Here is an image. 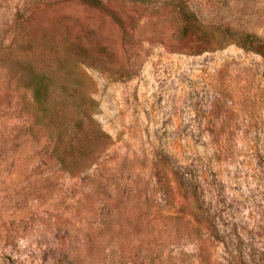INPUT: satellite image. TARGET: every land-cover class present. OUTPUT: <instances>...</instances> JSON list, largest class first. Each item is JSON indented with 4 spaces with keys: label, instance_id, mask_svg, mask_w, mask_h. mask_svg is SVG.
<instances>
[{
    "label": "rangeland",
    "instance_id": "374dc122",
    "mask_svg": "<svg viewBox=\"0 0 264 264\" xmlns=\"http://www.w3.org/2000/svg\"><path fill=\"white\" fill-rule=\"evenodd\" d=\"M98 1L0 0L8 54L86 49L106 135L74 174L43 142L8 141L18 93L0 61V264H264V57L223 39L263 38L264 0ZM180 5L211 39L182 37Z\"/></svg>",
    "mask_w": 264,
    "mask_h": 264
},
{
    "label": "trees",
    "instance_id": "16d2710c",
    "mask_svg": "<svg viewBox=\"0 0 264 264\" xmlns=\"http://www.w3.org/2000/svg\"><path fill=\"white\" fill-rule=\"evenodd\" d=\"M85 1L103 7L98 0ZM179 8L185 21L182 37L212 38L208 33H194L193 27L199 25L197 16L185 6L180 5ZM30 20L29 14L24 21L29 23ZM64 38L57 41L53 52H49L52 53L49 58L30 55L32 46L23 47L15 55L8 54L9 48L1 46L0 61L8 85L18 93L16 108L19 122L11 129L8 141L17 145L43 142L49 148V157L59 168L74 174L91 165L89 159L102 147L106 135L93 118L96 102L84 93V76L77 69V63H85L88 57L86 49L75 45L72 40L68 43V38ZM223 39L264 57V37L250 33H224ZM30 42L46 48L44 37H34Z\"/></svg>",
    "mask_w": 264,
    "mask_h": 264
}]
</instances>
